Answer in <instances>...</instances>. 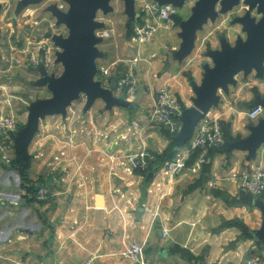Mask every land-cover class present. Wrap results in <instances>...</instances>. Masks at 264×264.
Wrapping results in <instances>:
<instances>
[{
  "label": "crops",
  "instance_id": "crops-1",
  "mask_svg": "<svg viewBox=\"0 0 264 264\" xmlns=\"http://www.w3.org/2000/svg\"><path fill=\"white\" fill-rule=\"evenodd\" d=\"M192 8L184 3L172 23L161 24L152 41L140 49L138 99L146 103L145 111L140 110L143 116L152 115L157 91L166 86L174 89L181 105L193 106L194 85L175 73L179 63L193 53L198 39L199 31L190 51V43L181 36ZM195 75L198 77L196 70ZM197 80L200 86L202 75ZM207 115L222 125L232 123L234 131L240 127L241 118L233 112L212 109ZM104 128L87 124L86 132L77 130L70 143H62L57 162L72 166L71 179L78 181V188L54 192L59 203L56 213L49 202H41L44 221L33 223L30 231L13 228L6 237L0 232V264H134L125 255L132 242L143 244L147 258L160 264H243L251 257L263 264L264 243L257 236L263 215L255 205L257 197L253 196L252 205H235L212 192L218 189L230 198L239 197L243 191L230 174L249 164L264 167L263 157L238 165L239 161L232 159L236 149H217L216 155L205 161L212 164L208 182L196 191L183 192L182 186L189 187L201 175L205 163L198 166L202 157L198 151L187 171L172 174L161 169L151 184L144 185V178L135 173L133 159L144 149L163 152L170 139L162 137L154 126L133 130L112 122ZM190 141L181 147L174 143L178 155L188 159L193 155ZM213 180L216 184L210 187ZM98 195L104 198L103 207L96 205ZM235 221L243 223L247 232L235 225L221 228L223 223ZM164 229L168 237L163 236Z\"/></svg>",
  "mask_w": 264,
  "mask_h": 264
},
{
  "label": "rangeland",
  "instance_id": "rangeland-1",
  "mask_svg": "<svg viewBox=\"0 0 264 264\" xmlns=\"http://www.w3.org/2000/svg\"><path fill=\"white\" fill-rule=\"evenodd\" d=\"M69 1L0 0V118L11 117L17 122L16 131L0 139V232L5 233L4 237L11 235L13 228L16 232L30 231L28 227L33 223L44 221L41 202H49V208L55 212L59 203L54 192L76 191L78 181L71 179L72 166L65 160L57 162V157L62 155V143L71 140L77 130L82 134L87 124L96 125L102 131L112 122L126 124L133 130L154 126L166 139L179 133L168 131L167 127L155 124L152 115L143 116L140 112L145 111L146 103L138 99V56L140 49L151 42H135L134 28L142 15L143 0H110L107 7L96 12L94 19L101 26L95 30V35L102 39L96 48L102 56H98L93 65L97 66L96 91L101 95L90 97L81 93L78 99L62 108L57 83L64 78L67 69L62 61L61 40L68 39L71 30L59 16L69 13ZM199 1L186 0L185 3L195 8ZM263 18L264 6H251L246 0L228 6L219 0L213 15L199 31L191 59L179 63L175 73L188 83L200 84L197 79L200 75L203 78L205 67L213 68L217 56L232 54L248 42L245 20L259 25ZM128 73L133 74L137 82L130 95L118 88L119 79ZM166 87L175 93L172 87ZM217 95L219 101L210 111L226 110L241 118L238 131L233 130L232 123L222 125L227 135L225 141L235 140L246 145L237 149L232 159L240 165L264 158V142L255 151L252 149L253 155L249 156L246 149L252 145L250 128H257L264 121V112L256 119L248 116L255 107L264 108V71L240 72L235 84H230L227 90H219ZM127 98H132L129 105ZM178 104L183 109L187 107L181 105L179 99ZM146 167L147 162L142 168ZM242 168L240 171L264 167L249 164ZM184 188L181 187L183 192L188 189ZM41 189L46 192L42 199L39 197ZM1 247H5L2 242Z\"/></svg>",
  "mask_w": 264,
  "mask_h": 264
},
{
  "label": "water",
  "instance_id": "water-1",
  "mask_svg": "<svg viewBox=\"0 0 264 264\" xmlns=\"http://www.w3.org/2000/svg\"><path fill=\"white\" fill-rule=\"evenodd\" d=\"M109 1L70 0L69 13L66 15L60 14L59 16L71 30L70 37L61 40L62 61L67 69L64 78L57 83L62 108L69 106L72 101L78 99L81 93H85L90 97H100L101 95L96 91L94 75L97 72V66L96 64L93 65L98 56H102L96 48L97 43H100L102 39L97 38L95 35V30L100 28L101 24L95 21L94 15L100 8L107 7ZM157 1L160 6L170 4L178 8L186 0ZM223 1L225 5L232 6L239 0ZM218 2L219 0H200L196 7L192 8L193 14L190 20L182 25L181 36L186 42L190 43V51L193 49L196 33L202 29L206 20L213 15ZM246 2L251 6H264V0H246ZM244 24L249 36L248 42L232 54L222 53L217 56L213 68L205 67L206 73L203 76L201 85L194 84L196 98L193 100V106L184 108L179 115L181 129L175 137V146L181 147L192 139L198 124L206 117L210 109L218 103L217 93L219 90H227L230 84H235V78L240 72L248 74L253 69H256L258 73L264 71V18L259 25H255L249 20H245ZM127 104L130 103L127 102ZM250 132L252 133V145L246 148L250 153L249 156L253 155L252 149L255 151L256 147L264 142V121L257 128L251 127ZM245 146V142L225 141L218 150L223 152L233 151ZM96 205L98 207L104 206L103 196L98 195L96 197ZM255 205L261 209L263 215L262 228L257 231V236L264 243V201L261 197L255 199Z\"/></svg>",
  "mask_w": 264,
  "mask_h": 264
},
{
  "label": "built area",
  "instance_id": "built-area-1",
  "mask_svg": "<svg viewBox=\"0 0 264 264\" xmlns=\"http://www.w3.org/2000/svg\"><path fill=\"white\" fill-rule=\"evenodd\" d=\"M141 17L135 24V42L145 44L152 41L161 23H172L173 16L178 13V8L173 5H162L153 0H143L140 5ZM137 85L133 74H126L118 81V88L122 92L130 95L135 91ZM261 107V106H258ZM258 107H255L248 113L254 112ZM262 108V107H261ZM183 108L178 104V99L175 93L168 87L159 88L156 94V106L152 113V121L157 125L167 127L172 133H177L181 129V122L179 115ZM261 112L256 118L262 115ZM255 118V119H256ZM252 119V118H251ZM17 129V122L11 118H0V139L4 138L5 134L13 133ZM225 142V135L219 119H212L210 116L206 117L198 124L194 135L190 141V151H200L201 158L198 166H201L206 161V154L210 149H218ZM7 159V156H5ZM152 156L145 149L140 151L133 159L134 168L144 167L148 159ZM188 158L184 154L178 155L173 161L166 163L162 170L171 172L172 174H180L187 171ZM230 178L235 180L239 188L252 194L259 196L264 200V168L251 169L246 171L232 172ZM216 182L213 180L209 183L210 187L215 186ZM46 195L44 189L39 192V197L42 199ZM168 230H163V236L168 237ZM125 255L134 264H160L158 262L150 261L146 256L145 246L138 242H132L126 247ZM26 264H40V263H26ZM82 264H90L85 262ZM243 264H260L255 258L251 257Z\"/></svg>",
  "mask_w": 264,
  "mask_h": 264
},
{
  "label": "trees",
  "instance_id": "trees-1",
  "mask_svg": "<svg viewBox=\"0 0 264 264\" xmlns=\"http://www.w3.org/2000/svg\"><path fill=\"white\" fill-rule=\"evenodd\" d=\"M224 135L225 137L227 136L226 133H224ZM168 138L170 139V144L164 152L160 153L156 151H149L152 158L147 160V167L146 168H141V167L135 168V173L141 175L144 178V185L151 184L156 174L158 173V171L161 170L166 165V163L173 161L177 157L179 152L174 146V143H173L174 137L169 136ZM196 152L198 151H194L193 155L187 160L188 167L191 165V159L194 157H197ZM216 153H217V149H210L207 156L213 157L214 155H216ZM211 169H212V164L205 163L203 165L200 177L197 180H195L192 184H190L188 189L185 192H193L203 187L208 182ZM212 192L213 194H215V196L221 197L223 200H225L229 204H235V205H252L253 204V195L248 192L243 191L239 195V197H231V198L229 197V195H227L226 193H223L221 190H218V189H213ZM229 225L239 226L243 229L244 233L247 232L246 230L247 228L245 227V225L239 221L225 222L223 223L221 228L229 226Z\"/></svg>",
  "mask_w": 264,
  "mask_h": 264
},
{
  "label": "clouds",
  "instance_id": "clouds-1",
  "mask_svg": "<svg viewBox=\"0 0 264 264\" xmlns=\"http://www.w3.org/2000/svg\"><path fill=\"white\" fill-rule=\"evenodd\" d=\"M261 112H264V108L258 107L254 112L250 114L252 119H255Z\"/></svg>",
  "mask_w": 264,
  "mask_h": 264
}]
</instances>
